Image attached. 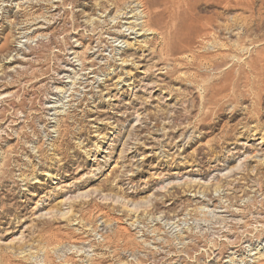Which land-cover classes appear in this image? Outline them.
<instances>
[{"label": "rangeland", "instance_id": "obj_1", "mask_svg": "<svg viewBox=\"0 0 264 264\" xmlns=\"http://www.w3.org/2000/svg\"><path fill=\"white\" fill-rule=\"evenodd\" d=\"M185 1L0 0V264H264V0Z\"/></svg>", "mask_w": 264, "mask_h": 264}, {"label": "bare ground", "instance_id": "obj_2", "mask_svg": "<svg viewBox=\"0 0 264 264\" xmlns=\"http://www.w3.org/2000/svg\"><path fill=\"white\" fill-rule=\"evenodd\" d=\"M138 1V0H137ZM142 1V0H141ZM164 2V1H163ZM141 7L143 8V11H145V21L142 24V28H146L144 32L151 31L152 33H156L157 30L153 31V29H156V22H157V16H154V14H151L147 10V3L142 2V4L139 2ZM168 7H173L177 10H184V12L188 9V4L185 0H168ZM170 11V10H169ZM167 12V11H166ZM187 12V11H186ZM143 14V13H142ZM165 16V15H164ZM171 16V15H170ZM173 28V27H172ZM158 35H161L160 33ZM163 43V42H162ZM138 205L134 206V209L137 210L139 207ZM137 207V208H136Z\"/></svg>", "mask_w": 264, "mask_h": 264}]
</instances>
